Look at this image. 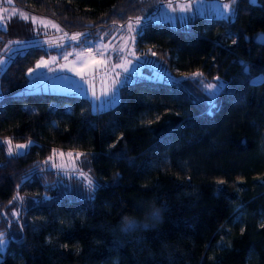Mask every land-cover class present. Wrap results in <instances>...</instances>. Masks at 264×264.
<instances>
[{
    "label": "trees",
    "instance_id": "1",
    "mask_svg": "<svg viewBox=\"0 0 264 264\" xmlns=\"http://www.w3.org/2000/svg\"><path fill=\"white\" fill-rule=\"evenodd\" d=\"M12 4L87 40L153 12L150 0ZM235 7L229 19L196 15L183 27L142 18L136 43L153 46L175 79L126 82L102 111L82 95L18 91L44 47L9 60L0 71V264H264V0ZM22 24L0 35L21 36ZM195 72L203 75L185 79ZM205 83L220 92L210 97ZM6 139L32 144L9 157ZM53 150L82 154L91 191L78 173L45 163ZM151 204L159 218L121 230L123 217L143 219Z\"/></svg>",
    "mask_w": 264,
    "mask_h": 264
},
{
    "label": "snow or ice",
    "instance_id": "2",
    "mask_svg": "<svg viewBox=\"0 0 264 264\" xmlns=\"http://www.w3.org/2000/svg\"><path fill=\"white\" fill-rule=\"evenodd\" d=\"M9 3L12 2V0H8ZM255 0H249V3H254ZM157 3L161 6L160 15L168 20V21H174L177 18L180 20V22L184 23L189 18L188 14L193 13V8L196 6V13L199 14L200 12V5H202L203 0H188L186 3H173V0H157ZM238 3V0H232V3L229 4L227 2H221V0H217L216 3V15L220 19H229L231 16L235 15L237 13V8L235 5ZM180 13L181 15L179 17L175 15H170ZM13 16H19V18L23 19L25 22H28L29 19H31V23L34 26L37 25V23L44 27V29H47L49 26L52 29H55L57 32H61L62 29L55 23H52L51 21L39 19L35 16H32L31 18L25 14L24 12H17L15 9L12 11ZM4 18L0 17V25L4 27V30L6 31V24L3 22ZM142 18L141 16L136 17H129V19L126 21L125 24L120 25L121 28H126L127 35H122L120 37V40L122 41L121 44L117 47L111 44L109 42L108 44L98 43L93 45V42L91 40H85L84 43L87 45H93V48H89L87 52L81 50V51H73V52H65L62 54V59L64 61H68L69 56H75L76 60L72 61L71 64H62L58 67V69H53L51 65L57 63L56 57H50L49 59H44L41 57V59L37 60L35 63V67L28 68L26 75L28 77H31L35 80H47L48 77L44 76V73L39 71L42 69H47L49 72L58 70L60 72L63 71H70L73 72L76 76L79 77L81 81H83V84L89 85V88L86 90L81 85L76 84V82H71L72 86L76 88L81 93L87 94V91H91V96L94 101H99L100 103L95 105V108L97 111H102L106 106L111 105L116 100V94L115 89L117 88V85L121 83V73H128L129 67L131 66L133 60H138L140 57L137 56L134 45L136 42V39L138 36L141 35V32L138 31L140 25H141ZM115 23V21L113 22ZM84 33L77 32L75 34L69 35L67 32L63 33V36L60 37L61 41L67 40L69 42H77L79 43L81 40V37L84 36ZM101 40H103V37H100ZM260 42H264V37L261 38ZM49 45V47H55V48H64V43H56L55 45L52 44L51 41H45ZM233 44L236 43V40L232 41ZM13 45H16L17 48L14 49ZM23 45V42L20 40H10L3 48L2 52H0V68L6 66L9 60L13 59L17 54L22 55L23 53L19 51V48ZM35 45H33L34 47ZM112 53H115V62H112L114 57ZM152 55L155 56L156 53L152 52ZM241 64L243 65L244 62L241 61ZM119 69V71H116ZM244 70L247 71V65H244ZM101 73H103L102 82L106 83L107 78L111 79V83L108 84L106 87H104L99 95H97L95 91L94 81L97 77L101 76ZM114 73V75H113ZM203 74L200 72L192 73L191 76H185V79H193L195 80L197 77H201ZM89 77L91 79H89ZM54 85H56L58 82L67 81V77H54L51 78ZM125 77V81H126ZM214 79L219 80V77H215ZM204 89L207 91L209 96H215L217 95L221 90L220 84H212V83H205L203 85ZM3 144H7V154L9 157L13 156H20L22 154V150H25L29 148L32 144L31 141H28V143H22V144H15L13 146V142L11 139H6L2 142ZM15 148V151H14ZM0 151H2V148H0ZM55 150H53L52 156L48 158V161L45 163L52 162L54 160V157L56 156ZM61 157L64 156V153L59 154ZM68 157H72L73 153L69 152ZM82 154L76 153L75 158L79 159ZM51 166L53 168L58 169L59 171H65L67 174V166L65 165H59L55 162L51 163ZM73 171L75 170V166L73 165ZM40 171H44V169H40ZM80 177L83 178L84 182L86 183L87 188L91 191V189L94 186L93 180L88 177L85 173L80 172ZM218 183H223V181H218ZM13 200H21L22 197L14 196ZM13 217H18L19 213L17 211L12 212ZM5 233L0 231V252H3L7 240L5 238Z\"/></svg>",
    "mask_w": 264,
    "mask_h": 264
},
{
    "label": "rangeland",
    "instance_id": "3",
    "mask_svg": "<svg viewBox=\"0 0 264 264\" xmlns=\"http://www.w3.org/2000/svg\"><path fill=\"white\" fill-rule=\"evenodd\" d=\"M256 1L257 0H255V2ZM150 2H151V5H153V12L151 14H148L147 16H143L142 17L143 19L148 18L151 21H162V22H167L173 26L183 27V26L188 24L189 20L193 16H195L194 13L188 14L189 18L184 23L180 22V20L178 18L174 21H168L160 15L161 6L159 3H157V0H151ZM165 2H167V0H165ZM186 2H188V1L187 0H173V3H186ZM216 3H217V0H206V1H204V3H202V5L200 6L201 10L199 13L205 14V15H216V10H215ZM13 9H15L17 12H21V11L24 12L30 18L32 16H35L39 19L48 20V21H51L52 23H54V22L48 18L29 13L25 9L13 5L12 2L9 3L8 0H0V17L4 18L3 22L6 24V30L9 29L8 25L10 24V21L15 20L16 18L22 20V23H23L22 25H20L21 26L20 30L22 29L21 30L22 31L21 36L11 35L12 37H3L2 35H0V52H2L4 46L10 40H20L23 42V45L19 48L20 52L24 51V49L26 47L31 46V45H40V46L44 47L47 51V54L40 55L34 61V64L31 67H35L36 61L41 59V57H43L44 59H49L50 57H56L57 63L51 65V67L53 69H58V67L60 65L71 64L72 61L76 60L75 56H69L68 61H64L62 59V54L65 52H73V51H81V50L87 52L89 50V48H93V45L98 44V43L108 44L109 42H111L112 45L118 47L122 42L120 40V37L122 35H125V36L127 35L126 28L120 27V25L125 24L126 23L125 22V23L113 25L114 26L113 33L111 34L110 37H108L106 39H103V40H101L100 38L96 39V40L88 39V40H91L93 42V45L85 44L84 41L87 39H85L84 36L81 37V40L79 43L69 42L67 40L61 41L60 37L63 36V33L67 32L69 35H72V34H75L77 32H68V31H64V30H62L61 32H57L55 29H52L50 26L47 29H44V27L39 25L38 23L35 26V30H34V26L31 23V19H29V21H28L30 23V27L28 28V33L23 34V30L25 28L24 27L25 21L23 19L19 18V16H13L12 15ZM193 12H194V10H193ZM169 14L175 15L177 17H179L181 15L180 13H176V14L169 13ZM141 23H142V21H141ZM140 27H141V25H140ZM140 27H139V29H140ZM0 28L4 29V27L2 25H0ZM139 29H138V31H139ZM46 40L51 41L53 45H55L56 43H64L65 47L64 48L49 47V45L47 43H45ZM13 48L16 49L17 46L13 45ZM152 48H153V46H151V45H147V46L141 45L140 46L139 44H137L135 42L134 50H135L137 56H139L140 58L138 60H133L131 66L129 67L128 73H121V83L119 85H117V88L115 89L116 100L114 103L106 106L105 108L111 107L115 103H117V101L119 100L120 86L126 82H130V81H133L135 79H140V78L163 79V80H169V81L175 79L176 75H174L170 71V69H168L163 63H161V61L156 57V55L155 56L152 55V52H155V50H153ZM93 50H94V48H93ZM112 55L114 57L112 62H115V53H112ZM4 67L0 68V71ZM39 71L43 72L44 76L48 77L49 79L41 81V80H35V79L27 76L28 78H27L26 83L18 91L19 92L45 91V92H58V93L82 95V96H85L88 98L90 109L92 111H97L95 108V105L100 103V102L94 101L92 99L91 91H87V94L85 95L84 93H81L80 91H78L76 88H74L72 86L71 82L74 81V82H76V84L81 85L86 90L89 88V85L83 84V81H81L79 79V77L76 76L73 72H70V71L60 72L58 70L49 72L47 69H42ZM116 71H119V69H117ZM113 75H114V73H113ZM54 77H67L68 80L63 81V82H58L56 85H54L52 82V79H51ZM125 77L127 78L126 81H125ZM102 78H103V73H101V76L97 77L96 80L93 82L97 95H99L101 93V91L104 87H106L108 84L111 83L110 78H107L106 83L102 82ZM89 79H91V78L89 77ZM12 142H13V146H14L15 144L28 143V140H19V141H13L12 140ZM7 148H8V145L5 144L6 151H7ZM14 151H15V148H14ZM23 151L24 150H22V152ZM55 152L57 155L54 157V160L52 162H55L56 164H59V165H65V166H67V169H70V170L73 169V165H74L75 166L74 172H76L78 174L83 170V169L81 170V168H80L81 166H78V164H77V161L79 159L75 158V154H76L75 152L63 151V150H57ZM69 152L73 153V156L71 158L68 157V155H67ZM60 153H64V156L61 157L59 155ZM52 154H53V152L47 157V161H48V158L50 156H52ZM52 162H49L48 164L51 166ZM6 240H7V238H6Z\"/></svg>",
    "mask_w": 264,
    "mask_h": 264
},
{
    "label": "clouds",
    "instance_id": "4",
    "mask_svg": "<svg viewBox=\"0 0 264 264\" xmlns=\"http://www.w3.org/2000/svg\"><path fill=\"white\" fill-rule=\"evenodd\" d=\"M162 209H160L155 204H151L147 209L144 210L143 219H139L136 217H123L121 220V230H128L134 226H143L147 227V221L149 219L159 218L161 216Z\"/></svg>",
    "mask_w": 264,
    "mask_h": 264
},
{
    "label": "crops",
    "instance_id": "5",
    "mask_svg": "<svg viewBox=\"0 0 264 264\" xmlns=\"http://www.w3.org/2000/svg\"><path fill=\"white\" fill-rule=\"evenodd\" d=\"M151 1V0H150ZM188 1V0H187ZM204 1H206V0H203V3H204ZM221 2H227V3H229V4H231L232 3V0H221ZM201 6V5H200ZM193 10H194V15L196 16L197 15V13H196V6H194V8H193ZM198 15H202V16H214V17H217V15H205V14H201V13H199Z\"/></svg>",
    "mask_w": 264,
    "mask_h": 264
},
{
    "label": "water",
    "instance_id": "6",
    "mask_svg": "<svg viewBox=\"0 0 264 264\" xmlns=\"http://www.w3.org/2000/svg\"><path fill=\"white\" fill-rule=\"evenodd\" d=\"M262 37H264V35L259 34V35L256 37V40L261 41V38H262Z\"/></svg>",
    "mask_w": 264,
    "mask_h": 264
}]
</instances>
